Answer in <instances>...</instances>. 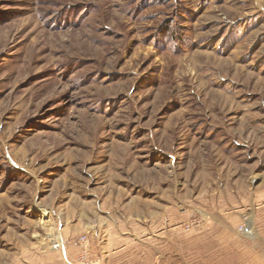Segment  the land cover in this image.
Returning a JSON list of instances; mask_svg holds the SVG:
<instances>
[{"label":"rangeland","instance_id":"obj_1","mask_svg":"<svg viewBox=\"0 0 264 264\" xmlns=\"http://www.w3.org/2000/svg\"><path fill=\"white\" fill-rule=\"evenodd\" d=\"M83 236L264 264V0H0V264Z\"/></svg>","mask_w":264,"mask_h":264},{"label":"built area","instance_id":"obj_2","mask_svg":"<svg viewBox=\"0 0 264 264\" xmlns=\"http://www.w3.org/2000/svg\"><path fill=\"white\" fill-rule=\"evenodd\" d=\"M79 256L77 257L76 264H97L96 261H90V252L87 249L86 237H80L77 242ZM91 262V263H90Z\"/></svg>","mask_w":264,"mask_h":264},{"label":"crops","instance_id":"obj_3","mask_svg":"<svg viewBox=\"0 0 264 264\" xmlns=\"http://www.w3.org/2000/svg\"><path fill=\"white\" fill-rule=\"evenodd\" d=\"M75 247H76V246H73V248L71 249L72 252H73V256H74V254L76 253Z\"/></svg>","mask_w":264,"mask_h":264},{"label":"bare ground","instance_id":"obj_4","mask_svg":"<svg viewBox=\"0 0 264 264\" xmlns=\"http://www.w3.org/2000/svg\"><path fill=\"white\" fill-rule=\"evenodd\" d=\"M46 215V214H45ZM58 240H59V238H58Z\"/></svg>","mask_w":264,"mask_h":264}]
</instances>
